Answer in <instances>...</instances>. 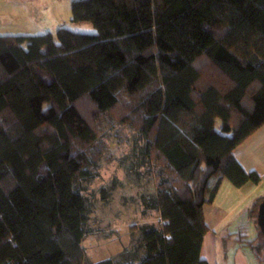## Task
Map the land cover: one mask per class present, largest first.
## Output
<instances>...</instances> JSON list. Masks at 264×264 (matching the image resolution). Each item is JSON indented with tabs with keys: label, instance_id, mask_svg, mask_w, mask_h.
<instances>
[{
	"label": "trees",
	"instance_id": "16d2710c",
	"mask_svg": "<svg viewBox=\"0 0 264 264\" xmlns=\"http://www.w3.org/2000/svg\"><path fill=\"white\" fill-rule=\"evenodd\" d=\"M70 10L95 34L0 36V264H206L203 207L223 180L264 183L232 154L264 125V0H75ZM106 119L137 132L159 169L161 224L140 228L141 254L91 263L76 186L94 178ZM238 241L261 259L259 228Z\"/></svg>",
	"mask_w": 264,
	"mask_h": 264
},
{
	"label": "rangeland",
	"instance_id": "374dc122",
	"mask_svg": "<svg viewBox=\"0 0 264 264\" xmlns=\"http://www.w3.org/2000/svg\"><path fill=\"white\" fill-rule=\"evenodd\" d=\"M72 1L75 0H0V36H35L46 31L55 33L58 28L95 34L90 24L70 21ZM99 142L104 150L94 167V178L76 186L89 208L87 235L82 246L91 261L111 256L122 248L141 254L140 228L158 224L154 198L159 169L149 162L143 151L144 141L130 126L106 119L101 125ZM232 194L238 192L224 180L219 204ZM263 195L264 187H261L251 197L255 196L256 202ZM249 211L248 208L230 218V224L238 227L233 231H239L244 241L252 240V231H258L255 219L250 224ZM240 234L231 238L238 239ZM225 245L226 254L232 259L231 249L237 242L229 240ZM246 250L250 256L254 255L249 248ZM258 251L259 257L264 258V250Z\"/></svg>",
	"mask_w": 264,
	"mask_h": 264
},
{
	"label": "crops",
	"instance_id": "0c3cea01",
	"mask_svg": "<svg viewBox=\"0 0 264 264\" xmlns=\"http://www.w3.org/2000/svg\"><path fill=\"white\" fill-rule=\"evenodd\" d=\"M234 159L240 165V167L247 173L255 172L260 178H264V125L255 131L250 137H248L242 144L234 149L232 152ZM224 184V180L221 186ZM211 205H205L203 207V216L205 223L208 227V232L204 235L202 244L200 247L199 257L201 260L205 261L206 264H264V261L256 258V256H250L247 254L248 249L246 246L241 244L238 239L231 238V236L238 235L239 231H233V228H238L237 226L230 224V218L237 217L238 214L244 210L251 209L255 196L251 197L252 192L264 187V183L261 182L258 185H252L250 183L245 184L241 188H235L238 194L227 196L226 201H218L220 196V189ZM251 197V198H250ZM250 198V199H249ZM249 199V200H248ZM248 200V201H247ZM250 202V203H249ZM242 204L239 206V204ZM250 215V213H249ZM232 216V217H231ZM158 224H161L159 213L157 212ZM253 217L250 215V224L253 225ZM256 224V223H255ZM257 232L252 231V239L255 238ZM222 237H219V236ZM224 236V237H223ZM241 236V234H240ZM239 237V236H238ZM247 237V236H245ZM221 240V242H220ZM229 240H235L237 245L231 250L233 251L232 259L226 254V243ZM83 245V242H82ZM126 251L129 254L130 249L122 248L115 254L111 256L101 257L102 260L112 259L116 263L120 259V255ZM86 253V252H85ZM126 254V255H127ZM86 258L88 259L87 255ZM121 259H127L122 258ZM130 260V259H129ZM128 259L121 262V264H126ZM91 263H96L99 261H91ZM138 261H134L136 264Z\"/></svg>",
	"mask_w": 264,
	"mask_h": 264
},
{
	"label": "water",
	"instance_id": "95a60500",
	"mask_svg": "<svg viewBox=\"0 0 264 264\" xmlns=\"http://www.w3.org/2000/svg\"><path fill=\"white\" fill-rule=\"evenodd\" d=\"M256 224L264 236V200L257 207Z\"/></svg>",
	"mask_w": 264,
	"mask_h": 264
}]
</instances>
